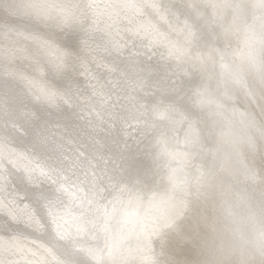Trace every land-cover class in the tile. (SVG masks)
Returning a JSON list of instances; mask_svg holds the SVG:
<instances>
[{"label": "bare ground", "instance_id": "bare-ground-1", "mask_svg": "<svg viewBox=\"0 0 264 264\" xmlns=\"http://www.w3.org/2000/svg\"><path fill=\"white\" fill-rule=\"evenodd\" d=\"M36 2L44 5L42 14L53 18L51 28L41 26L43 32L0 7V90L6 88L13 97L9 123L0 114V264H156L168 254L198 264H264L260 0ZM120 5L126 15L109 33L129 34L124 21L130 12L137 25L142 19L140 26L145 16L167 24L176 39L165 41L158 60L148 57L154 71L169 62L166 86L148 90L139 107L133 97L122 115L110 118L105 102L97 100L95 107L86 96L97 83L95 73V81H83L96 58L93 52L69 67L44 33L59 32L70 19L66 28L99 34L115 9L120 14ZM81 7L84 18L70 14ZM91 13L89 24L85 17ZM56 18L63 21L60 27ZM154 25L153 30L145 26L148 34ZM160 36L153 42L165 39ZM127 85L124 93L135 96L137 89ZM136 114H141L138 120ZM116 126L122 132L115 134V142L108 132ZM152 129L155 136L139 151L142 163L132 164L138 165L140 178L126 207L120 189L131 181L124 167L129 170L133 161L124 158L138 136ZM174 223L196 228V249L173 243L161 251V237L175 235Z\"/></svg>", "mask_w": 264, "mask_h": 264}, {"label": "rangeland", "instance_id": "rangeland-1", "mask_svg": "<svg viewBox=\"0 0 264 264\" xmlns=\"http://www.w3.org/2000/svg\"><path fill=\"white\" fill-rule=\"evenodd\" d=\"M40 1V0H39ZM58 4L59 3H57L56 4V6L54 7V8H56V7H58ZM60 7V6H59ZM120 7V8H119ZM119 10H120V14L122 15H120L117 11H116V9H115V12L113 11L112 12V15H114L115 17L113 18V20L108 24H104V26H103V29H101L100 31H99V34L98 33H95V34H93V36H92V34H89V33H82V35H83V37H84V41H85V43L83 44V45H81V48H80V57H79V59L78 60H76V61H78V63L76 62V64H79V63H81V62H79V61H81V60H85L86 59V57L88 56V55H90L92 52V54L96 57L95 58V60L87 67V71L83 74V81L85 80V83H86V80H88V81H90V82H93V81H95V79L97 80V83H96V85L94 86H92L87 92H89L88 93V95H86L87 96V98L89 99V97H91L90 99H91V101H94V106L96 107V106H98V101L97 100H99V103H103V102H105L106 103V105H107V108L105 109V111H107V112H109L108 113V115H107V117H109L110 116V118H111V115L112 114H114V113H116V114H121L122 115V111H124V110H122V108H123V106H124V104L126 105H128L130 102H132L134 99H133V97H136V99L135 100H137L136 101V103H139V104H137V106L139 107V106H141L142 104H144V103H146V97L145 96H147L148 97V95L153 91V90H155V91H157L160 87L161 88H164L165 86H166V84H167V79H168V74H167V72H169V62H165V67H164V69L163 70H161V71H154L153 70V68H152V66H151V64H149V61L152 59L153 61L155 60H158V55H161V53H162V51L164 50H162V48H163V44L165 43V41H167V40H175L176 39V34L175 33H171L170 31H168V25L166 24L165 26H164V24H160L159 22L158 23H156L157 22V19H154V17L151 19H149V17L147 16H145V18L143 17V21H142V24L144 23H148V25L147 24H145V26H148V29H151L153 26L152 25H154V23H155V25H154V29L156 28V30H154V31H156L155 33H154V35H152L153 34V32L154 31H151L149 34H148V29L144 26L143 27V25L141 24V26L139 25V22H140V20H142L141 18H137V21H138V25H137V23L135 22L136 20H134V19H132L131 17H132V15H131V13L130 12H128L127 13V16H128V19L127 20H129V21H124L125 22V24L127 25V24H129V28L131 27L132 28V30H131V28L129 29V34H121L120 36H116L115 34H113V33H109V31H111V27L113 26V27H115L116 26V24H120V22L123 20V18L122 17H125V11L123 12L121 9H122V7H121V5L120 6H118L117 7ZM81 9V10H80ZM79 10V12H77ZM78 10H75V9H71V11H70V14H73V13H76V15L78 16V17H82V18H84V13H85V9L83 8V7H81V8H79ZM83 13V14H82ZM92 15V13L89 15H87V18H85V19H87L86 21H88L89 22V24H91V19H93L92 17L93 16H91ZM95 16V15H94ZM119 17V20L117 19L118 17ZM96 17V16H95ZM88 18H90V20H88ZM121 18H122V20H121ZM115 19V20H114ZM117 19V20H116ZM146 19L148 20H150V22H145L146 21ZM154 19V20H153ZM69 20V21H68ZM134 20V21H133ZM155 20H156V22H155ZM65 21V20H64ZM67 21L69 22V23H67ZM119 21V22H118ZM152 21L154 22L153 24H151L152 23ZM70 22H71V20L70 19H66V21H65V24H64V28H66V26L68 25V27H69V25H70ZM113 23H115V24H113ZM141 23V22H140ZM150 23V24H149ZM111 24V25H110ZM158 24V25H157ZM110 26L109 28L107 27V26ZM115 25V26H114ZM136 25V26H135ZM150 25V26H149ZM107 28H106V27ZM159 26V27H158ZM163 26V27H162ZM141 29H140V28ZM162 27V28H161ZM139 28V29H138ZM107 29H109L108 31H107ZM144 29V30H143ZM167 29V30H166ZM103 30H104V33H103ZM147 30V34L145 33V31ZM151 30H153V29H151ZM143 31V32H142ZM163 31V32H162ZM108 34H107V33ZM138 32H140V34L138 33ZM158 32V33H157ZM171 34H170V33ZM137 33V34H136ZM161 33V34H160ZM106 34V35H105ZM111 34V35H110ZM144 34V35H143ZM151 34V35H150ZM161 36H160V35ZM97 35V36H96ZM109 35L111 36V38L109 37ZM132 36V37H130V39L129 38H127V36ZM136 35V36H135ZM169 35H171L172 36V38H171V36L169 37ZM173 35H174V37H173ZM90 36V37H89ZM95 36V37H94ZM102 36V37H101ZM133 36H135V38L133 37ZM139 36V37H138ZM145 36V37H144ZM158 36H160V37H165V39L164 40H161V41H158V42H153V41H156L158 38H156V37H158ZM167 36L169 37V38H167ZM87 37H88V39H87ZM146 37H148V45L150 46V45H152V46H148L147 47V49L145 48V50H150V52L148 51H145V52H147V53H149L150 54V56H149V54H147L146 56L144 55V54H142V51L144 50V48L142 47L143 45H144V41H147V40H145L146 39ZM154 37V38H153ZM92 38V39H91ZM117 38V39H116ZM119 38V39H118ZM124 38V39H123ZM139 38V39H138ZM153 38V39H152ZM175 38V39H174ZM95 39V40H94ZM132 39H135V40H132ZM154 39H156V40H154ZM110 40V41H109ZM137 40V41H136ZM106 42V43H105ZM116 42V43H115ZM151 42V43H150ZM137 43V44H136ZM143 43V44H142ZM150 43V44H149ZM156 43V44H155ZM119 44V45H118ZM142 44V45H141ZM103 45V46H102ZM115 45V46H114ZM102 46V47H101ZM110 46V47H109ZM154 46V47H153ZM95 47H101L100 49H98V50H95L94 51V49H95ZM91 48V49H90ZM104 48V49H103ZM117 48V49H116ZM160 48H161V50H160ZM92 49H93V51H92ZM101 49H102V51H101ZM110 49V50H109ZM113 49V50H112ZM127 49V50H126ZM152 49V50H151ZM155 51H154V50ZM108 50V51H107ZM130 51V52H129ZM126 54H125V53ZM62 54H63V56H65L64 55V53L63 52H61ZM98 53V54H97ZM102 53V54H101ZM146 54V53H145ZM112 55H114V56H111ZM153 55V57L150 59H148V57H151ZM102 56V57H101ZM148 59V60H147ZM122 60V61H121ZM115 61H116V63H115ZM95 62V63H94ZM106 62H108V63H106ZM114 63V64H113ZM101 64H103V65H101ZM113 65V66H112ZM115 65V66H114ZM91 67V68H90ZM112 67V68H111ZM129 71V72H128ZM93 73H95V76L93 77L92 75H93ZM134 73V74H133ZM100 74V75H99ZM138 75H140V76H138ZM91 77H93V78H95V79H93V78H91ZM123 77H126V81H127V83L131 86V88H136L137 90V93H136V95L134 96V94H130V93H128V94H126V93H124L125 92V89H126V85H127V83H125V79L123 80L122 78ZM138 77V78H137ZM82 78V77H81ZM90 79V80H89ZM101 79V80H100ZM123 80V81H122ZM101 82V83H98V82ZM108 82V83H107ZM118 82H119V86H118ZM103 83V84H102ZM105 83V84H104ZM113 85H114V88H113ZM129 85H127V88H128V86ZM102 88V89H101ZM119 88V89H118ZM151 88V89H150ZM153 88V89H152ZM101 89V90H100ZM121 89V90H120ZM147 89V90H146ZM120 90V91H119ZM148 90H152L151 92L150 91H148ZM94 91V92H93ZM116 91V92H115ZM144 92H147V93H144ZM95 95H94V94ZM103 93V94H102ZM139 94V95H138ZM145 94H147V95H145ZM91 95V96H90ZM112 95V96H111ZM127 95H130V96H132V100H130L131 99V97L130 96H127ZM137 95H138V97L139 96H141V98L139 97H137ZM97 98V99H96ZM145 98V99H144ZM144 99V100H143ZM128 100V101H127ZM126 102V103H125ZM88 108H89V100H88ZM126 105V106H127ZM120 106H121V108H120ZM86 108H87V106H86ZM88 112H89V110L87 111V113H85V116L88 114ZM120 115V116H121ZM139 117H141V114H136L135 115V119H139ZM86 119V118H85ZM116 119V118H115ZM115 119H114V121H115ZM135 119H133V122H136L135 121ZM114 121L112 122V124H114ZM91 124V123H90ZM108 125V124H107ZM117 128V129H116ZM116 128L115 127H113L112 129H111V131H110V133L111 134H109V132H108V137H110V135H111V137L112 138H109V139H111V140H114L115 139V142H116V138H115V134H116V136H120V133H118L119 135H117V132H122V128L120 129L118 126H116ZM117 130V131H116ZM123 134V133H122ZM155 134H156V130L155 129H152V130H150V131H148V132H146V133H144V134H142V135H140V136H138V139H137V141H136V144L134 143L133 144V148H132V145H130V144H128V146L130 145V147L132 148V150H131V153H129V156H127V158H124L127 162H130L131 160L133 161V162H130L131 164H129V165H131V166H129L128 165V163L127 162H125L124 164H126V165H128L127 166V168L129 169V170H127L125 167H124V170H126L127 172H130L129 174H128V176L129 177H127V179L128 178H131V181H130V179H129V182H126V184H124L123 186H121V191H122V193H123V197H124V199H126V200H124V202H126V204L124 205V206H126V205H130V202H132V200L134 199V196H135V192H136V190H137V186H138V179L140 178L139 177V173H137L136 171H137V167H136V165L140 162V164L142 163V161H143V158L141 157L140 158V161H139V151L140 152H142L145 148H146V146L148 145V143L152 140V138L155 136ZM107 136V135H106ZM88 137V136H87ZM86 137V140H88V143H89V141L91 140L90 139V137H88L87 138ZM85 138V137H84ZM106 139V138H105ZM92 141V140H91ZM133 143V142H132ZM112 146H115V144L113 145L112 144ZM117 147V146H116ZM143 149V150H142ZM132 158V159H129V158ZM133 159H135V160H133ZM142 159V160H141ZM98 160H100V158L98 159ZM102 161H103V159H101ZM101 160H100V163H101ZM106 161V160H105ZM134 161L137 163V164H134V165H132L133 163H134ZM99 163V162H98ZM126 165H124V166H126ZM139 165V164H138ZM137 165V166H138ZM133 166V167H132ZM130 167V168H129ZM135 167H136V169H135ZM123 170V171H124ZM123 177H125L124 175H123ZM125 177V178H126ZM127 207V206H126ZM69 243H72L71 241H69Z\"/></svg>", "mask_w": 264, "mask_h": 264}, {"label": "snow or ice", "instance_id": "snow-or-ice-1", "mask_svg": "<svg viewBox=\"0 0 264 264\" xmlns=\"http://www.w3.org/2000/svg\"><path fill=\"white\" fill-rule=\"evenodd\" d=\"M256 6L264 9V0H260L259 4ZM0 7H7L15 15L29 19L41 32H43V28L41 27L42 25L47 24L50 28L52 27L49 21L53 18L41 13L40 9L43 8L44 5L37 3L36 0H0ZM87 7H90V5ZM193 7H195V5H193ZM62 23L63 21L60 20V18H56V27H60ZM44 39L45 42H54L59 46L65 55L63 62L69 67L74 66L75 61L79 59L81 54V45L85 43L83 35L76 27H60L59 32L51 31L44 33ZM9 83V81H6L5 85H8ZM177 95H179V93H177ZM261 97L264 98V89H261ZM12 100L13 97L10 92L6 90V88L4 90H0V114H4L5 124L9 123L8 117L12 114ZM19 103H22V101H19ZM173 104L174 106H178V102L176 101H173ZM5 109H7V113H5ZM260 110L262 120H264V104H261ZM41 119L42 117L37 114L36 120L39 121ZM11 122L15 123L16 121L12 120ZM172 229L175 233L174 236L169 237V234L165 233L164 236L161 237L160 247L162 252L166 251V249L173 243L177 246L183 244L184 248L188 251H191L192 248H197L198 238L196 236V228L185 230L182 223H174L172 225ZM165 238H168L167 244L164 243ZM188 245H191L192 248H188ZM156 264H198V262L187 259L181 260L179 256L168 254L167 259H157Z\"/></svg>", "mask_w": 264, "mask_h": 264}]
</instances>
